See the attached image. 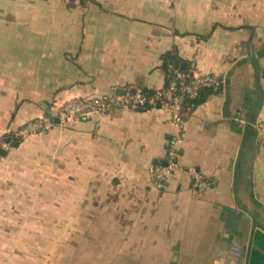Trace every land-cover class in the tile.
I'll return each mask as SVG.
<instances>
[{"label": "crops", "instance_id": "1", "mask_svg": "<svg viewBox=\"0 0 264 264\" xmlns=\"http://www.w3.org/2000/svg\"><path fill=\"white\" fill-rule=\"evenodd\" d=\"M263 47L264 0H0V136L54 119L0 154V264H264ZM167 52L224 84L186 114L184 167L158 187L165 109L56 118L72 98L162 89Z\"/></svg>", "mask_w": 264, "mask_h": 264}, {"label": "built area", "instance_id": "2", "mask_svg": "<svg viewBox=\"0 0 264 264\" xmlns=\"http://www.w3.org/2000/svg\"><path fill=\"white\" fill-rule=\"evenodd\" d=\"M224 80L212 73H197L192 70H182L173 63L169 64L166 73L165 86L157 90L154 95L147 96L142 88L137 89L134 94L90 95L76 97L64 101L59 107L57 118L59 123L70 121L87 120L96 114L106 112L110 109L124 108H162L165 109L171 122L177 129V134L169 142L165 164L154 167L152 175L154 183L163 187L164 182L176 170L184 167L179 158V148L183 142L182 131L185 128V116L192 111L193 103L200 92L209 89L213 92L219 91ZM54 125V119L38 117L27 121L20 128L9 131L12 137L26 139L35 134H43ZM258 136L264 144V120L254 123ZM5 133V134H7ZM5 134L0 136V150H9L11 143L5 139ZM192 175L193 186L203 190L209 185V181L195 168L189 169Z\"/></svg>", "mask_w": 264, "mask_h": 264}, {"label": "trees", "instance_id": "3", "mask_svg": "<svg viewBox=\"0 0 264 264\" xmlns=\"http://www.w3.org/2000/svg\"><path fill=\"white\" fill-rule=\"evenodd\" d=\"M262 53H264V47L262 48ZM163 68L164 70L168 71V66L169 64L173 63L175 66H177L178 68L182 69V70H188L187 68H185L184 63L182 61L181 58H179L177 55L173 54L172 52H167L164 57H163ZM142 91L147 95V96H151L154 95L156 93V90H152L149 88H142ZM206 93H213V91L209 90V89H205L202 90L199 94V96L194 99V100H190V102L193 103V107H192V111L197 107L199 101L201 100V95L203 92ZM5 139L7 141H9L11 143L12 146H17L20 143V139L14 138L12 137V135L10 133L5 134Z\"/></svg>", "mask_w": 264, "mask_h": 264}, {"label": "water", "instance_id": "4", "mask_svg": "<svg viewBox=\"0 0 264 264\" xmlns=\"http://www.w3.org/2000/svg\"><path fill=\"white\" fill-rule=\"evenodd\" d=\"M137 91V88H133L132 90H127L125 88H118L116 91V94H126L127 92L134 94ZM47 117V116H46ZM56 121L59 122V118H56ZM247 127V126H246ZM1 155H5L6 151L5 150H0ZM166 162L164 161L162 164H165Z\"/></svg>", "mask_w": 264, "mask_h": 264}, {"label": "rangeland", "instance_id": "5", "mask_svg": "<svg viewBox=\"0 0 264 264\" xmlns=\"http://www.w3.org/2000/svg\"><path fill=\"white\" fill-rule=\"evenodd\" d=\"M25 123H26V122H25ZM25 123H24V124H25ZM21 126H22V125H21ZM21 126H20V127H21ZM20 127H19V128H20ZM22 140H24V139H22ZM22 140H21V141H22ZM21 141H20V142H21ZM106 263H108V264H117V262H115V261H114V262H113V261H111V262H106ZM121 263H122V264H133L134 262H131V261H130V262H121ZM119 264H120V263H119ZM136 264H138V263H136Z\"/></svg>", "mask_w": 264, "mask_h": 264}]
</instances>
